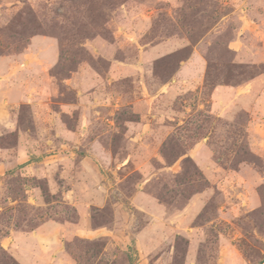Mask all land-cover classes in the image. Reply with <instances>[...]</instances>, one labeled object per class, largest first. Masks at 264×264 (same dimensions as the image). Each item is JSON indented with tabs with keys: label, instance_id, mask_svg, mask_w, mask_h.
Here are the masks:
<instances>
[{
	"label": "rangeland",
	"instance_id": "1",
	"mask_svg": "<svg viewBox=\"0 0 264 264\" xmlns=\"http://www.w3.org/2000/svg\"><path fill=\"white\" fill-rule=\"evenodd\" d=\"M114 1L95 27L85 1L0 0V264H19L6 238L79 207L127 242L68 238L76 264H264V135L210 110L264 72L229 49L246 0ZM192 55L202 91L176 81Z\"/></svg>",
	"mask_w": 264,
	"mask_h": 264
},
{
	"label": "crops",
	"instance_id": "2",
	"mask_svg": "<svg viewBox=\"0 0 264 264\" xmlns=\"http://www.w3.org/2000/svg\"><path fill=\"white\" fill-rule=\"evenodd\" d=\"M256 1L246 0L245 12H239L240 25L236 36L229 42V49L235 54L234 63L240 65L264 66V7ZM193 57L192 55L190 60L183 63L176 81L184 87L197 86L202 91L208 63L203 58ZM33 61L36 62L37 58ZM192 67L197 68L196 76L184 78ZM186 75L189 76L188 73ZM170 86L163 85L162 90L165 88L169 90ZM210 100L211 112L219 117L231 118L239 110L246 111L252 118L248 125L256 132L254 129L252 131L259 133L260 136L264 135V73H259L237 85H217L210 94ZM253 117L257 119L253 120ZM146 129L147 126H144V130ZM143 195L141 192L138 193V196ZM68 197L70 195H67ZM82 209L81 207L78 209L80 212L78 223L69 220L49 221L36 230L15 232L4 240V246L19 264H76L68 253L66 245L68 238L77 236L88 240L108 239L112 246H121L122 242L125 244L126 240L123 237L120 239L119 230L102 226L93 227L91 213ZM146 232L147 230H143L135 233L131 238L137 249L144 246ZM109 246L106 247V251Z\"/></svg>",
	"mask_w": 264,
	"mask_h": 264
},
{
	"label": "trees",
	"instance_id": "3",
	"mask_svg": "<svg viewBox=\"0 0 264 264\" xmlns=\"http://www.w3.org/2000/svg\"><path fill=\"white\" fill-rule=\"evenodd\" d=\"M63 1L70 2L71 4H76L77 7L81 5L83 6V1H85L86 4L89 5L88 10L85 12L87 15L86 17L87 19L92 20L94 24H97L95 27H100V26L102 27V24L105 23L104 17H106V15H110V11H112L117 6V3L114 0H99V3L101 5L100 8L94 6L97 0H63ZM101 2L103 3V6ZM80 14L82 13L80 12ZM260 73H264V72H260ZM256 75L252 76L251 78L255 77ZM247 80H244V81H247Z\"/></svg>",
	"mask_w": 264,
	"mask_h": 264
}]
</instances>
